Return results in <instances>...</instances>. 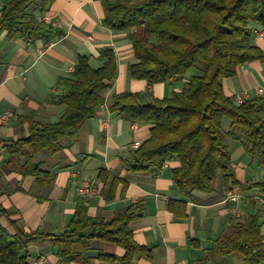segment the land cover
I'll return each mask as SVG.
<instances>
[{
	"label": "trees",
	"instance_id": "obj_1",
	"mask_svg": "<svg viewBox=\"0 0 264 264\" xmlns=\"http://www.w3.org/2000/svg\"><path fill=\"white\" fill-rule=\"evenodd\" d=\"M39 2L45 12L53 0H11L0 10V30L9 36L32 40L62 38L64 32L26 15V9ZM103 27L126 33L135 63L128 66L132 79L148 84L163 83L172 87L182 81L190 69V77L180 92L169 98L149 102L141 93L114 94L110 112L129 123L150 125L149 138L129 152L121 165L130 172H147L156 176L163 165L176 160L172 170L174 186L180 195L192 200L193 192L211 193L219 170L224 183L236 184L229 171V149L225 137L240 141L246 155L264 168V98L247 99L236 105L224 94L221 79L232 78L238 66L255 61L264 62V52L250 45L249 23L264 27V0H101ZM101 65L92 68L89 58L79 55L73 79L60 78L63 92L52 102L63 107L54 123L29 122L26 138L0 141V154L8 158L1 169H11L21 176H31L39 184H53V178L42 170L36 156L42 151L52 154L61 149L62 140L75 141L85 123L103 103L102 92L116 75V58L106 48L100 52ZM230 121L231 130L223 135L221 121ZM240 131V135L237 134ZM97 179L105 185L101 195L114 198L119 182L99 170ZM264 186V183L261 184ZM185 203L169 201L168 209L177 218H185ZM135 206L117 211L111 222L92 219L86 207L79 205L64 231L45 234L26 232L11 213L0 205V217L8 220L14 230L10 235L0 226V264H28V246L47 238L56 248L57 264H83V254L93 242H109L124 250L118 259L130 264L134 257L149 258L150 249L133 240L130 223L139 215ZM226 229L213 243L208 255L220 259L237 255L243 264H264V243L258 217L248 220L228 217ZM99 260L113 262L114 257L98 254Z\"/></svg>",
	"mask_w": 264,
	"mask_h": 264
},
{
	"label": "crops",
	"instance_id": "obj_2",
	"mask_svg": "<svg viewBox=\"0 0 264 264\" xmlns=\"http://www.w3.org/2000/svg\"><path fill=\"white\" fill-rule=\"evenodd\" d=\"M10 1L0 0V10ZM25 13L38 23L63 31L64 36L47 40L39 35L29 40L0 30V117L11 114L7 122H0V141L26 138L29 122L25 116L29 113H35L34 119L40 123L59 119L63 107L52 99L63 92L60 78H74L79 55L88 57L90 66L96 69L101 65L100 52L111 49L116 58V75L102 92L103 103L81 128L78 139L62 140L58 152L42 151L36 156L42 170L53 178L52 185L39 184L34 177H23L13 169L3 172L1 167L8 154L1 151L0 205L11 213L9 220L16 221L26 232L58 234L64 231L79 205L86 207L90 218L108 223L117 211L135 206L139 216L129 227L135 243L150 249V257H134L130 264H243L237 255L221 259L208 255L205 259L212 243L227 230L228 217L248 220L256 215L264 243V168L246 155L240 141L227 137L223 140L229 149L228 167L236 184L229 181L225 185L224 173L219 170L214 191L193 192L192 200L182 197L174 186L172 170L179 167L176 160L165 163L156 176L130 172L121 165V160L128 159L134 150L135 142L141 145L149 138L151 126L125 122L111 113L113 95L141 93L147 102L169 98L183 89L195 71L172 87L132 79L128 73V66L135 63L132 46L126 33L103 27L101 0H53L45 12L35 2ZM249 28L250 45L264 52V27L249 23ZM220 83L224 94L236 105L235 97L242 93H247V99L264 98V62L238 66L234 77L221 79ZM230 130V121L223 119V135ZM101 169L119 180L112 200L101 195L105 188L97 179ZM94 181L98 183L97 195L81 192ZM229 195L236 198L230 199ZM169 201L185 203V218H177L169 211ZM234 210L238 217H233ZM0 226L14 234L7 219L0 217ZM100 252L117 260H99ZM27 253L28 264L58 262L56 248L47 238L31 243ZM123 255L124 250L113 243L93 242L83 254V264H121L118 259Z\"/></svg>",
	"mask_w": 264,
	"mask_h": 264
},
{
	"label": "built area",
	"instance_id": "obj_3",
	"mask_svg": "<svg viewBox=\"0 0 264 264\" xmlns=\"http://www.w3.org/2000/svg\"><path fill=\"white\" fill-rule=\"evenodd\" d=\"M260 92H262V90H260ZM247 93H242L241 95H237L235 97V102L239 105L241 103H243L244 101L247 100ZM11 118V114L9 113H6L5 115L1 116L0 117V122H7L9 119ZM140 146V143L138 142H135L133 144V148L134 149H137L138 147ZM81 192L83 193H90V194H94V195H97L99 193V189H98V183L97 182H92V183H89L87 185L84 186V188L81 190ZM230 199L231 198H236L235 195H229L228 196ZM262 204H264V201L262 202ZM264 207V205H263ZM232 214H233V217H238V214L235 213V210L232 211Z\"/></svg>",
	"mask_w": 264,
	"mask_h": 264
},
{
	"label": "rangeland",
	"instance_id": "obj_4",
	"mask_svg": "<svg viewBox=\"0 0 264 264\" xmlns=\"http://www.w3.org/2000/svg\"><path fill=\"white\" fill-rule=\"evenodd\" d=\"M194 71V69H190L188 72H187V74L188 73H192Z\"/></svg>",
	"mask_w": 264,
	"mask_h": 264
}]
</instances>
